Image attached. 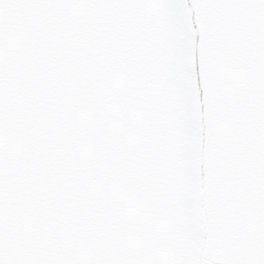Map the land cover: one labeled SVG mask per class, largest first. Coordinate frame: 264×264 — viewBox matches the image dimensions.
<instances>
[{
	"label": "snow or ice",
	"instance_id": "obj_1",
	"mask_svg": "<svg viewBox=\"0 0 264 264\" xmlns=\"http://www.w3.org/2000/svg\"><path fill=\"white\" fill-rule=\"evenodd\" d=\"M0 264H264V0H0Z\"/></svg>",
	"mask_w": 264,
	"mask_h": 264
}]
</instances>
